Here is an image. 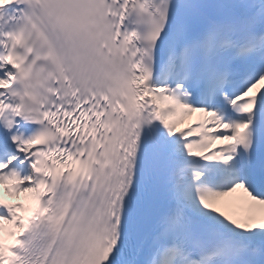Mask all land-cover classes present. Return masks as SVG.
Returning <instances> with one entry per match:
<instances>
[{
  "label": "snow or ice",
  "instance_id": "6c2138e0",
  "mask_svg": "<svg viewBox=\"0 0 264 264\" xmlns=\"http://www.w3.org/2000/svg\"><path fill=\"white\" fill-rule=\"evenodd\" d=\"M0 264H264V0H0Z\"/></svg>",
  "mask_w": 264,
  "mask_h": 264
},
{
  "label": "bare ground",
  "instance_id": "6f19581e",
  "mask_svg": "<svg viewBox=\"0 0 264 264\" xmlns=\"http://www.w3.org/2000/svg\"><path fill=\"white\" fill-rule=\"evenodd\" d=\"M194 117H195V114H194L192 117H188V118H186V120H185V124L191 123L192 120L194 119ZM182 126H183V125H182Z\"/></svg>",
  "mask_w": 264,
  "mask_h": 264
}]
</instances>
